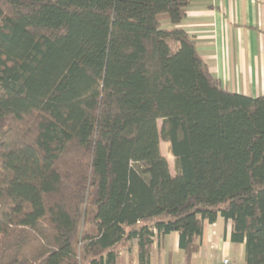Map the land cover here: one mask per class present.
Returning <instances> with one entry per match:
<instances>
[{
    "label": "trees",
    "instance_id": "1",
    "mask_svg": "<svg viewBox=\"0 0 264 264\" xmlns=\"http://www.w3.org/2000/svg\"><path fill=\"white\" fill-rule=\"evenodd\" d=\"M189 3L0 0V264H117L133 238L148 264L171 232L189 258L218 216L264 264V94L210 73Z\"/></svg>",
    "mask_w": 264,
    "mask_h": 264
},
{
    "label": "crops",
    "instance_id": "2",
    "mask_svg": "<svg viewBox=\"0 0 264 264\" xmlns=\"http://www.w3.org/2000/svg\"><path fill=\"white\" fill-rule=\"evenodd\" d=\"M180 26L193 37L200 57L210 73L229 91L249 96L264 94V0H190ZM230 225L218 216L203 223L199 246L189 256L178 247V234L155 238L149 249L148 264L161 254L165 264H222L237 257L242 264L243 244L229 239ZM171 242L178 256L172 260ZM117 264H140L137 239L119 244Z\"/></svg>",
    "mask_w": 264,
    "mask_h": 264
},
{
    "label": "rangeland",
    "instance_id": "3",
    "mask_svg": "<svg viewBox=\"0 0 264 264\" xmlns=\"http://www.w3.org/2000/svg\"><path fill=\"white\" fill-rule=\"evenodd\" d=\"M157 124H158V127L161 126V120H160V119L157 121ZM160 146H161L162 153H163L164 155L167 156V159H168V162H169V166H170L171 171H172V169H173V159L167 154V153H168V150H167V146H166V144L164 143V141H162V140L160 141ZM171 234H172V235L168 236L167 238H174V237H173L174 232H171ZM168 245H169L168 249L172 252V260H173V262H174V261H177L178 256H179V257L182 256V253L180 252V253H179L180 255H177V254L173 251V246L171 245V242H170V241L168 242ZM180 258H181V257H180ZM166 259H167V257H165V256L163 255V253H162V254H161V259H160V261H159V262H155V264H165ZM240 259H241V258H240ZM240 259H239V258L237 259V257H234V256L231 257L232 264H239V263H240V262H239Z\"/></svg>",
    "mask_w": 264,
    "mask_h": 264
},
{
    "label": "built area",
    "instance_id": "4",
    "mask_svg": "<svg viewBox=\"0 0 264 264\" xmlns=\"http://www.w3.org/2000/svg\"><path fill=\"white\" fill-rule=\"evenodd\" d=\"M222 264H228V260L227 259L222 260Z\"/></svg>",
    "mask_w": 264,
    "mask_h": 264
}]
</instances>
